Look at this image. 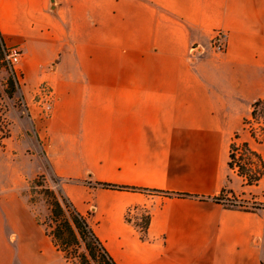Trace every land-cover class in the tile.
<instances>
[{
	"label": "crops",
	"instance_id": "0c3cea01",
	"mask_svg": "<svg viewBox=\"0 0 264 264\" xmlns=\"http://www.w3.org/2000/svg\"><path fill=\"white\" fill-rule=\"evenodd\" d=\"M219 29L223 52L211 45ZM0 32L22 52L18 95L40 132L27 138L23 108L11 107L0 264H68L26 194L28 147L34 175L90 214L117 264H264V208L216 200L264 205V178L247 185L230 166L236 137L264 165V143L243 131L264 101V0H0ZM43 83L56 94L49 119L31 105ZM139 209L145 238L128 221Z\"/></svg>",
	"mask_w": 264,
	"mask_h": 264
},
{
	"label": "trees",
	"instance_id": "16d2710c",
	"mask_svg": "<svg viewBox=\"0 0 264 264\" xmlns=\"http://www.w3.org/2000/svg\"><path fill=\"white\" fill-rule=\"evenodd\" d=\"M0 44L4 45L3 36L0 32ZM13 91H15V81L10 79L9 82ZM264 101L256 102L255 105L260 104ZM252 116L263 117L264 109H261L259 113L256 111L252 112ZM249 150V149H248ZM256 157L261 165L264 167L261 157L250 151V155L247 156V162L243 164L238 172L240 177L246 179L247 185H255L261 179L264 178V172L260 173L259 170H252L248 168V164L252 163V157ZM233 155L231 154L230 166L233 169ZM257 173H260L258 176ZM56 182H58L56 180ZM45 176L38 175L31 181H29V194L30 200L32 194L36 191L37 187H45ZM107 189H128L120 186L99 184ZM136 191H142L137 189H132ZM48 195V201L50 204V215L47 218L46 223H42L39 218L38 222L44 226L46 234L51 238L52 243L56 247L57 251L63 254L64 259L70 264H117L112 258L108 250L106 249L104 243L98 238L95 233L93 226L90 223V214L80 213L74 204L66 197L63 190L59 189V194L53 191L46 190ZM149 195H161L166 197H186V194H172L159 190H148L146 191ZM217 201L219 200L216 199ZM264 205L254 206L253 209H263ZM146 217L144 219L145 225H140L138 223H133L136 228L142 233V237H146V233L150 223V213L146 212ZM129 222H132L128 218Z\"/></svg>",
	"mask_w": 264,
	"mask_h": 264
},
{
	"label": "built area",
	"instance_id": "2783aa9c",
	"mask_svg": "<svg viewBox=\"0 0 264 264\" xmlns=\"http://www.w3.org/2000/svg\"><path fill=\"white\" fill-rule=\"evenodd\" d=\"M228 43V32L223 29L216 30L214 38L212 39V48L216 52H223L226 49ZM201 48L198 49L197 46H194L191 49V52L193 54L200 52ZM22 58V52L17 47H10L8 51L6 52V60L9 62V64L12 66V74L15 77V82L17 85H21L20 83V73L18 71V65L21 62ZM19 104L23 108V110L28 111V103L24 98H20ZM34 104L39 108L41 117L43 119H49L52 116L53 109L56 102V94L52 87L47 84L43 83L41 84L37 90L35 91L34 95ZM261 109H264V102H261L260 104H254L252 107V112L256 111L259 113ZM251 116L244 120L243 124V131L255 142L262 144L264 143V118L263 117H256L254 118ZM11 122H9V118L6 114L5 108H2L0 105V141H3L6 139L5 136H7L8 130L10 128ZM249 149V150H248ZM250 148L247 144L242 143L239 141V138H235L233 145H232V155H233V171L239 172L240 168L243 164H245L247 161V156L250 155ZM252 157V163L248 164V168L252 170H259L260 173L264 172V167L261 165L259 160L254 157ZM260 173H257L258 176H260ZM218 202L224 204L225 206L234 208L238 207L241 209H245L246 206H249L250 204L241 199H228L226 197L220 196L218 197ZM216 198V199H218Z\"/></svg>",
	"mask_w": 264,
	"mask_h": 264
},
{
	"label": "rangeland",
	"instance_id": "374dc122",
	"mask_svg": "<svg viewBox=\"0 0 264 264\" xmlns=\"http://www.w3.org/2000/svg\"><path fill=\"white\" fill-rule=\"evenodd\" d=\"M8 49L9 48H7L6 46L0 44V105L2 106V108H5L6 114L9 118V122H11V118L9 116V111H10L11 107H14V106H15V108L21 107V105L19 104V101H18L21 97L18 95L20 85H17L15 82V91H13L10 84H9L10 79L13 78V80L15 81V77L12 74V71H13L12 66L6 60V52L8 51ZM21 60H22V58H21ZM19 65L17 67H19ZM17 69L19 71V68H17ZM20 83H21V80H20ZM34 95H35V92L33 93V99L32 100H34ZM33 104H34V101L32 102L31 105H33ZM39 112H40V110H39ZM23 113H24V115L23 114L22 115L24 117H27L25 119L26 120L25 121L26 122L25 128L30 129L29 132L31 135V136H28L27 138H30L33 142H38V140H39L38 133H40V132H39V129L35 127L34 122L32 120L28 119V118H30L29 108H28V111L23 110ZM40 116H41V114H40ZM11 127H12V122L10 124V128L8 130L7 136H5L6 139H8L11 136V130H12ZM43 137L44 136H42V138ZM5 140L0 141V149H2L1 147L3 146L2 144ZM41 141L44 142V139ZM33 149H34L33 147L32 148L28 147L27 154H25L24 159L22 158L25 162L24 164H22V165H24L23 166L24 167L23 168V170H24L23 176H26V175L32 176V177H30V176L26 177V179H27V181H26V194L29 197L30 205L32 206V210L34 211L36 216L39 218V220L42 223H46L47 218L50 215V204L48 201V195L46 193V190H50L56 194H59L60 187L58 185V182H56L55 178H47L45 175H43V176H45V183H44L45 187H37L36 191L32 194L31 200H30L29 181H31L36 176H38V175H34V173H35L34 171L38 169L36 167V165L33 163V164H29V166H28V160L29 159L33 160V154L35 153L33 151ZM2 151L4 154L2 156L3 157V159H2L3 169L0 171V183H4L8 180V173L6 172L7 163L11 164V163H13V161H15L17 159L16 157L11 156L10 154H6L5 150H2ZM254 206L255 205L250 204L249 206H246L245 209H253ZM234 208H238V207H234ZM146 212L147 211L145 209H139L133 216H130V220L133 223H138V224L143 226V225H145L144 219H145L146 214H147ZM58 256H61V255L58 254ZM62 256H63V254H62ZM49 264H65V261L61 257L60 258L51 257L49 260ZM68 264H70V263H68ZM92 264H98V263L93 262Z\"/></svg>",
	"mask_w": 264,
	"mask_h": 264
}]
</instances>
